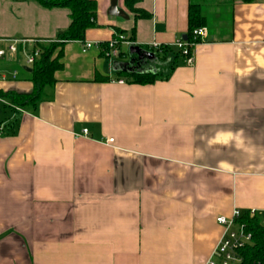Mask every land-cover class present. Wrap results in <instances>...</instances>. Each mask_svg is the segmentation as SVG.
<instances>
[{"label":"crops","instance_id":"0c3cea01","mask_svg":"<svg viewBox=\"0 0 264 264\" xmlns=\"http://www.w3.org/2000/svg\"><path fill=\"white\" fill-rule=\"evenodd\" d=\"M96 1L84 41L102 47L66 42L35 108L0 99V264H206L219 216L264 218V0H140L151 17L138 20L124 0L128 18ZM191 3L208 29L194 63L131 83L130 46L156 72L153 47L176 49ZM70 22L69 9L0 0V38L56 41ZM24 60L0 59V91L34 90Z\"/></svg>","mask_w":264,"mask_h":264},{"label":"trees","instance_id":"16d2710c","mask_svg":"<svg viewBox=\"0 0 264 264\" xmlns=\"http://www.w3.org/2000/svg\"><path fill=\"white\" fill-rule=\"evenodd\" d=\"M43 7L48 9L65 8L70 10V25L62 32L58 41L42 46V53L32 66L31 71L25 67L23 71L28 76V80L34 84V90L29 94H20L14 91H0V99L6 100L10 107H36L43 98L44 89L56 82L55 74L63 69L64 47L69 41H84L86 31L96 25L98 3L96 0H36ZM252 1V0H244ZM140 0H124L127 9L134 14L135 20L150 18L151 14L137 7ZM189 28L187 40L189 52H192V44L199 43L200 40L193 39V32L197 28L206 26V19L198 3H191L188 16ZM136 26L132 29V38L135 37ZM120 35V34H119ZM191 45V46H190ZM159 46L154 48L158 67L156 72H130L123 74L131 83L147 85L158 80L165 79L179 65L180 60L185 56L182 51L174 46ZM108 50V45L106 46ZM106 80V79H105ZM1 124V122H0ZM240 222L245 223L249 231L253 234L252 243L241 250V264H264V222L263 218L251 211L243 212Z\"/></svg>","mask_w":264,"mask_h":264},{"label":"built area","instance_id":"2783aa9c","mask_svg":"<svg viewBox=\"0 0 264 264\" xmlns=\"http://www.w3.org/2000/svg\"><path fill=\"white\" fill-rule=\"evenodd\" d=\"M207 35L208 29L206 27H200L194 30L193 39L200 40L201 42ZM56 41L61 42L60 40ZM125 41L128 40L123 35H117V38L108 44V54H116L118 52L117 46ZM51 42L54 41L0 38V59L15 61L18 59V56H24L25 68H32L42 53V46ZM81 43L84 51H88L94 47H102L100 43L85 41ZM195 44L197 43L192 44V46H195ZM175 46L182 51V54L185 56L186 64L192 65L194 59L192 53L189 52V45L186 40H179ZM154 47H159V45H155ZM110 50H112V52H110ZM11 75V77L15 79L17 77V72L13 71ZM6 77L5 73L0 74V79H6ZM1 131L2 128L0 127V135ZM82 134L87 135L88 129H84ZM112 142H114L113 138L108 140V143ZM255 213V211H251L252 215ZM242 214L243 212L241 210L236 209L231 217L219 216L217 218V222L224 228V234L206 264H241V250L251 244L253 240V234L249 231L247 225L239 221Z\"/></svg>","mask_w":264,"mask_h":264},{"label":"water","instance_id":"95a60500","mask_svg":"<svg viewBox=\"0 0 264 264\" xmlns=\"http://www.w3.org/2000/svg\"><path fill=\"white\" fill-rule=\"evenodd\" d=\"M109 14L112 16H119V17H124L128 18L127 14L124 12V10L120 9L118 7V0H111V7L109 10ZM187 35L183 37L184 40H187ZM129 61L127 63L121 64V67L124 70H127L129 72H139L138 69V64L142 59H150L154 57L153 53H149L140 47H136L134 45L130 46L129 51ZM28 71H31V68H27Z\"/></svg>","mask_w":264,"mask_h":264}]
</instances>
